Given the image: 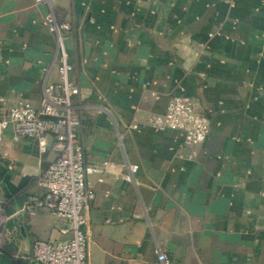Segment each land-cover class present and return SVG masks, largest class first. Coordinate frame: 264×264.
Segmentation results:
<instances>
[{
	"label": "crops",
	"instance_id": "0c3cea01",
	"mask_svg": "<svg viewBox=\"0 0 264 264\" xmlns=\"http://www.w3.org/2000/svg\"><path fill=\"white\" fill-rule=\"evenodd\" d=\"M64 30L77 138L94 200L88 264H264V0H51ZM46 3L0 0V120L20 101L38 107L58 79ZM186 96L209 120L191 149L179 131L146 126ZM135 125V128L132 126ZM5 153V157L2 156ZM8 129L0 151L5 255L33 241H67L70 223L44 209L37 179L54 159ZM137 166L135 173L131 167Z\"/></svg>",
	"mask_w": 264,
	"mask_h": 264
},
{
	"label": "built area",
	"instance_id": "2783aa9c",
	"mask_svg": "<svg viewBox=\"0 0 264 264\" xmlns=\"http://www.w3.org/2000/svg\"><path fill=\"white\" fill-rule=\"evenodd\" d=\"M35 2L49 6L45 20L56 39L58 79L45 83L38 107L20 101L9 109L6 118L0 120V151L8 129H11L15 140H36L41 152H45L46 138L53 139L55 157L37 179L44 194L28 196L21 210L34 213L44 209L67 219L71 238L62 242L35 240L29 259L37 264H88V221L85 210L94 200L95 194L86 184V175L91 169L85 164L83 148L77 138L80 120L74 113L72 97L78 94V88L69 76L72 68L64 45L66 27L56 23L50 10L51 0ZM146 126L158 131L181 132L184 145L191 149L190 158L195 156L196 147L203 144L209 134L208 118L197 113L192 101L186 96L172 97L163 114L147 117ZM2 156L5 157V153L2 152ZM130 170L135 173L137 166H132ZM7 221L8 216L0 207V248L7 239ZM157 259L161 264L168 262L166 255L161 252L157 253Z\"/></svg>",
	"mask_w": 264,
	"mask_h": 264
},
{
	"label": "trees",
	"instance_id": "16d2710c",
	"mask_svg": "<svg viewBox=\"0 0 264 264\" xmlns=\"http://www.w3.org/2000/svg\"><path fill=\"white\" fill-rule=\"evenodd\" d=\"M0 264H15L5 254H0Z\"/></svg>",
	"mask_w": 264,
	"mask_h": 264
},
{
	"label": "rangeland",
	"instance_id": "374dc122",
	"mask_svg": "<svg viewBox=\"0 0 264 264\" xmlns=\"http://www.w3.org/2000/svg\"><path fill=\"white\" fill-rule=\"evenodd\" d=\"M4 245H5V244L3 243L2 248H0V254H1V253H3V254L5 253V246H4ZM17 264H18V263H17Z\"/></svg>",
	"mask_w": 264,
	"mask_h": 264
}]
</instances>
